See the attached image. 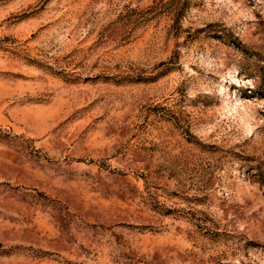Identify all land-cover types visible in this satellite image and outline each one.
Listing matches in <instances>:
<instances>
[{"label":"rangeland","instance_id":"374dc122","mask_svg":"<svg viewBox=\"0 0 264 264\" xmlns=\"http://www.w3.org/2000/svg\"><path fill=\"white\" fill-rule=\"evenodd\" d=\"M0 264H264V0H0Z\"/></svg>","mask_w":264,"mask_h":264}]
</instances>
